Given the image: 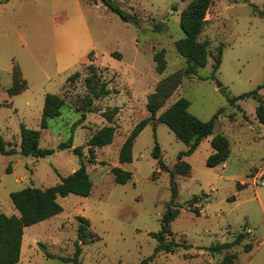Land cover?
Returning <instances> with one entry per match:
<instances>
[{
    "label": "rangeland",
    "instance_id": "obj_1",
    "mask_svg": "<svg viewBox=\"0 0 264 264\" xmlns=\"http://www.w3.org/2000/svg\"><path fill=\"white\" fill-rule=\"evenodd\" d=\"M115 1L141 17V24L122 20L101 0H0V103H6L0 107V134L20 150V124L25 123L41 130L42 147L55 149L41 158L0 153V212H17L11 190L54 185L79 167L78 155L58 148L71 134L73 145L83 147V160L93 180L88 196H59L60 213L26 227L19 264H73L46 252L74 254L78 215L89 218L94 239L81 243L82 264H140L154 253L158 242L151 233L161 229V217L171 199V175L160 168L152 151L157 141L164 162L173 168L179 152L188 146L155 119L137 136L131 162L120 164L118 155L135 124L150 115L149 96L178 71H183L182 80L157 115L181 96L190 101V112L203 120L219 110L213 135H227L232 152L225 162L207 166L210 135L191 155L183 156L191 173L174 176L176 201L182 206L168 239L184 242L185 247L173 253L160 251L147 264H224L231 253L237 256L229 264H264V123L256 118V98L240 99L236 105L227 98L250 92L264 80V16L260 13L264 0H213L200 34L213 55L192 75L184 74L187 59L175 47V41L184 37L181 11L190 0ZM155 22L164 23L162 30L154 29ZM221 45L222 62L215 71L214 55ZM162 48L167 64L158 72L153 56ZM14 63L28 86L10 96ZM89 64L113 89L91 104L92 93L84 82ZM75 71L81 72L80 77L68 80ZM48 92L63 96L65 104L61 115L41 129ZM259 92L264 98V87ZM107 124L116 128L113 142L96 147V158L89 161L87 139ZM114 165L130 170L132 179L115 182L110 170ZM238 183L245 186L238 188ZM195 194L202 197L199 215L186 205ZM242 231L247 236L240 245L221 252L207 249L234 240ZM248 242L252 249L245 251Z\"/></svg>",
    "mask_w": 264,
    "mask_h": 264
},
{
    "label": "trees",
    "instance_id": "obj_2",
    "mask_svg": "<svg viewBox=\"0 0 264 264\" xmlns=\"http://www.w3.org/2000/svg\"><path fill=\"white\" fill-rule=\"evenodd\" d=\"M112 12L118 14L120 18L126 22L133 23L136 26L141 24V17L123 9L115 0H101ZM213 4V0H190L188 4L181 11L180 25L184 31V37L175 41L177 51L186 57L187 66L184 74H196L199 68L206 65L209 55H213L208 48L206 41L200 40V34L207 22L206 14ZM264 16V11L260 12ZM164 23L155 22L154 29L162 30ZM224 46L221 45L218 53L214 55L215 62L213 69L216 71L221 62ZM92 53V52H91ZM90 53V54H91ZM154 61L156 62V69L162 72L166 68L165 49L162 48L154 53ZM90 70L84 78L87 89L92 93L88 98V103L91 104L95 98L105 96L113 92V89L108 86V82L102 80L101 74L97 71L93 64H89ZM81 75L80 71H75L68 76V80L75 81ZM13 86L8 88L10 96L19 94L28 86L25 79H22V71L20 66L13 64L12 69ZM183 71H178L166 79L162 80L154 93L149 96L146 107L150 115L141 119L135 124L129 135L123 141L118 155L120 164L131 162L133 159V147L137 136L150 122L158 119L165 123L176 135L188 146L187 149L182 150L178 154V161L173 168L166 165L162 158L159 143L156 141L152 154L157 158V163L161 169L169 171L171 175V199L161 217V229L157 232H152L158 244L155 247L154 253L144 258L140 264H147L149 260L160 251L166 253H173L179 247L184 246V242H178L173 239H168V235H172L171 223L179 215L182 204L176 201L178 194L177 182L174 179L176 174L189 175L191 173V165L188 161L183 159V156L191 155L201 141L213 135L216 120L219 115V110L208 120H203L191 113L189 110L190 101L181 96L168 105L158 115V111L163 107L165 100L171 95L173 90L182 80ZM264 87V80L262 84L250 92L240 93L235 96H228V101L231 105H236L237 101L246 97L253 96L258 100L256 106V118L260 123H264V98L261 96L259 90ZM6 103H0V107ZM65 104L63 96L57 93H46L44 98V105L40 120V128H46L49 125V120L58 117L62 113V108ZM91 111L90 108H86ZM85 113L82 114V117ZM81 122V118L75 123ZM116 128L114 125L107 124L100 127L97 131L92 133L87 139L89 161H94L96 158L95 148L103 147L113 142ZM20 150L11 146L4 137L0 134V153L5 155H12L20 153L25 157H47L55 152L54 148L42 147L40 145L41 130L27 126L25 123L20 124ZM214 151L208 155L206 165L209 167L217 166L225 162L231 155V143L227 135L223 133H216L210 140ZM58 148H69L80 158V165L70 174L61 177L60 181L54 185L47 187H38L34 185H27L26 187L10 192V198L18 210V213L6 214L0 212V264H14L20 260L22 251V242L25 228L32 224L38 223L45 219L51 218L63 210L62 204L58 197H64L70 193L81 196H88L93 188V180L87 169V164L83 160L84 152L82 146L73 145V134L67 139L59 143ZM105 163V162H103ZM113 174L114 181L117 183H126L132 179V172L122 168L120 165H114L110 168ZM238 188L245 186V184L238 183ZM200 195H193L187 202L189 210L199 215L201 208L198 202L201 200ZM232 199L234 197L232 196ZM78 240L75 243V251L72 256L55 255L46 252L49 257L60 259L64 262H72L73 264H82L80 255L82 253L81 243L94 241L91 232L89 231L90 220L84 215H78ZM247 232H240L234 240L230 242H217L212 244L207 249L211 252H221L225 248H230L234 245H240L246 238ZM81 241V242H80ZM252 243L244 244V250L250 251ZM235 253L228 254L224 258V264L233 262L236 258Z\"/></svg>",
    "mask_w": 264,
    "mask_h": 264
},
{
    "label": "crops",
    "instance_id": "obj_3",
    "mask_svg": "<svg viewBox=\"0 0 264 264\" xmlns=\"http://www.w3.org/2000/svg\"><path fill=\"white\" fill-rule=\"evenodd\" d=\"M86 59H87V57H86ZM44 104H42V106H43ZM21 138V137H20ZM214 151V149L212 148V152ZM211 152V153H212ZM210 153V154H211ZM12 191V190H11ZM10 191V192H11ZM18 213V210H17V212H16V214ZM26 229V228H25ZM28 244H30V242L28 241L27 242ZM24 248H25V245H24V235H23V242H22V251H21V257H22V254H23V252H24ZM21 257H20V259H21ZM20 263V260L17 262V263H14V264H19Z\"/></svg>",
    "mask_w": 264,
    "mask_h": 264
},
{
    "label": "built area",
    "instance_id": "obj_4",
    "mask_svg": "<svg viewBox=\"0 0 264 264\" xmlns=\"http://www.w3.org/2000/svg\"><path fill=\"white\" fill-rule=\"evenodd\" d=\"M261 183H262V185H264V180Z\"/></svg>",
    "mask_w": 264,
    "mask_h": 264
},
{
    "label": "water",
    "instance_id": "obj_5",
    "mask_svg": "<svg viewBox=\"0 0 264 264\" xmlns=\"http://www.w3.org/2000/svg\"><path fill=\"white\" fill-rule=\"evenodd\" d=\"M221 84L219 83V86H220Z\"/></svg>",
    "mask_w": 264,
    "mask_h": 264
}]
</instances>
